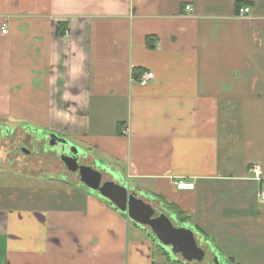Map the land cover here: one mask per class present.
<instances>
[{
  "label": "crops",
  "instance_id": "1",
  "mask_svg": "<svg viewBox=\"0 0 264 264\" xmlns=\"http://www.w3.org/2000/svg\"><path fill=\"white\" fill-rule=\"evenodd\" d=\"M0 86L204 252L154 261L151 229L80 180L0 170V264H264V0H0Z\"/></svg>",
  "mask_w": 264,
  "mask_h": 264
},
{
  "label": "rangeland",
  "instance_id": "2",
  "mask_svg": "<svg viewBox=\"0 0 264 264\" xmlns=\"http://www.w3.org/2000/svg\"><path fill=\"white\" fill-rule=\"evenodd\" d=\"M8 87L9 86H0V92L6 91L5 93L9 94H0V170L4 172L7 171L8 173L13 172V176L18 175V178L21 180L33 176L40 180L42 179V181L49 179L56 182L60 181L58 179H64L68 183H78V174L68 171L63 165L60 159V152L55 151L56 148L59 149L60 146L57 144L52 145V142H49L51 135L49 134V136L44 133L43 129L45 127L43 124H34L19 120L20 118L14 120V117L10 116L13 109L11 104H9L11 101L3 100L5 96L12 95L10 94L12 91L7 92ZM5 103H8V105ZM19 109L20 111L18 112L20 113L16 114L26 115L27 107L21 106ZM35 126H38V128ZM124 133L127 134V130H125ZM52 138H54V136H52ZM58 140L63 139L58 138ZM71 141L77 143L76 140L71 139ZM81 143H78L80 144L79 146H75L81 165L92 167L101 172V182L103 183L115 182L120 185H127L126 183L128 182L125 183L124 172L126 168L124 164L116 165L118 172L115 170L111 171L110 169H115V166L109 162L107 157ZM22 148L29 151V153H24ZM15 173L18 174L16 175ZM113 173L120 174V181L115 178ZM79 184L82 188H86L82 183L79 182ZM85 190L88 189L86 188ZM94 194L97 195L96 193ZM147 203L154 208L156 214L162 211L157 204L153 202ZM146 229L152 234L148 228ZM131 233L135 234V231L132 230ZM152 240L156 245L154 250V261L160 260L162 256H164L162 254L171 255V248L168 250L165 246L161 245V242L160 244L159 241Z\"/></svg>",
  "mask_w": 264,
  "mask_h": 264
},
{
  "label": "water",
  "instance_id": "3",
  "mask_svg": "<svg viewBox=\"0 0 264 264\" xmlns=\"http://www.w3.org/2000/svg\"><path fill=\"white\" fill-rule=\"evenodd\" d=\"M53 135H51L52 138ZM53 140V139H52ZM66 143V141H63ZM70 145V143L67 142ZM71 146V157H63L61 161L68 171L77 173L79 180L92 192L105 199L107 203L125 214L131 221L149 227L156 239L164 246H171L172 252L181 253L187 260L200 261L204 252L196 246L194 235L187 227L177 228L165 215L154 216V209L137 194L129 191L126 185L115 182H101V172L86 165L78 164L77 149ZM76 149V150H75ZM24 153L29 151L23 149Z\"/></svg>",
  "mask_w": 264,
  "mask_h": 264
},
{
  "label": "built area",
  "instance_id": "4",
  "mask_svg": "<svg viewBox=\"0 0 264 264\" xmlns=\"http://www.w3.org/2000/svg\"><path fill=\"white\" fill-rule=\"evenodd\" d=\"M186 9L189 10V7H187ZM247 12H248V9H240L239 15L244 16ZM5 32H6V29L4 27L2 29V33H5ZM152 79H153V74L151 72H148V73H144L138 76L137 82L139 83L140 86H146ZM251 171L256 179L260 178L261 172L257 165H253L251 168ZM176 187L177 189H180V190H192L194 188V184L181 181L176 184ZM260 201L264 208V185L260 193Z\"/></svg>",
  "mask_w": 264,
  "mask_h": 264
},
{
  "label": "flooded vegetation",
  "instance_id": "5",
  "mask_svg": "<svg viewBox=\"0 0 264 264\" xmlns=\"http://www.w3.org/2000/svg\"><path fill=\"white\" fill-rule=\"evenodd\" d=\"M44 133L46 134V135H49L47 132H45L44 131ZM36 134V133H35ZM50 136V135H49ZM46 137H48V136H46ZM58 138L59 137H54V138H49V142L51 141L52 142V145L53 144H57V145H59L60 146V148L58 149V148H56V150L55 151H57V152H60V159H61V157L63 158V157H71L72 155H71V144L69 145V144H67V141H66V143H64L63 141L64 140H58ZM53 139V140H52ZM22 150H23V148H22ZM76 150V149H75ZM78 164L79 165H81L80 163H79V160H78ZM67 169V168H66ZM139 198H142V197H139ZM143 199V198H142ZM156 213H155V216L154 217H156Z\"/></svg>",
  "mask_w": 264,
  "mask_h": 264
},
{
  "label": "trees",
  "instance_id": "6",
  "mask_svg": "<svg viewBox=\"0 0 264 264\" xmlns=\"http://www.w3.org/2000/svg\"><path fill=\"white\" fill-rule=\"evenodd\" d=\"M240 9V8H239ZM237 14H238V12H237ZM56 29H57V31L58 32H60V34L62 33V25H57V27H56ZM147 44L149 45V43L147 42ZM134 74V73H133ZM135 75V74H134ZM169 211H174V215H175V218H176V222H178V223H185V221H184V219H181V217H183V218H187V216L186 215H184V214H182L181 212H178L175 208H172V207H170L169 206ZM198 230V229H197ZM199 231V233L202 235L203 233L200 231V230H198Z\"/></svg>",
  "mask_w": 264,
  "mask_h": 264
},
{
  "label": "bare ground",
  "instance_id": "7",
  "mask_svg": "<svg viewBox=\"0 0 264 264\" xmlns=\"http://www.w3.org/2000/svg\"><path fill=\"white\" fill-rule=\"evenodd\" d=\"M187 7H189V6H185V9H186ZM240 9H248V8H240ZM240 9H239V10H240ZM189 10H190V7H189ZM189 10H187V9H186V11H189ZM239 10H238V16H239V17H241V18H244V17H246V15H247V14H248V12H249V9H248V12H247V13H246L244 16H240V15H239ZM251 168H252V167H251ZM254 178H255V177H254ZM255 179H256V178H255ZM256 180H258V181H259V180H260V178H259V179H256Z\"/></svg>",
  "mask_w": 264,
  "mask_h": 264
}]
</instances>
